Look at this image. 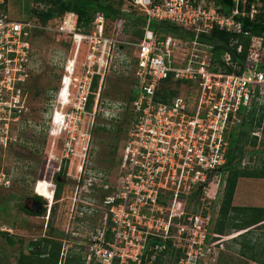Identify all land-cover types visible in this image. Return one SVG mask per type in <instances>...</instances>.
<instances>
[{
  "label": "built area",
  "instance_id": "1",
  "mask_svg": "<svg viewBox=\"0 0 264 264\" xmlns=\"http://www.w3.org/2000/svg\"><path fill=\"white\" fill-rule=\"evenodd\" d=\"M232 2L229 14L223 15L212 0L126 1L145 19L138 40L123 37L118 30L107 36L103 16L93 19L88 32L77 27L72 12L49 25L25 21L23 15L12 19L3 15L5 2L0 0L1 132L5 120L22 113L34 35L53 32L75 48L74 60L67 63L72 64L68 91L72 101L71 111L63 115L65 122L69 120L63 128L69 134V147L63 149L62 160L68 167L77 160L75 191L73 197H66L71 203L67 228L75 222L86 228L90 219L96 223L85 236L82 264H142L144 259L149 264L216 263L223 244L211 238L212 217L202 204L215 198L219 185L223 188L228 133L241 121L239 111L255 107L264 114L263 39L250 37L242 61L238 56L243 45L238 40L229 42L231 51L219 61L214 59L213 46L201 41L214 29L248 36L242 22L254 20L264 10L247 0ZM4 5L8 10V2ZM151 22L174 24L189 31L190 38L155 35ZM83 46L81 72L73 78L75 58ZM128 50H133L132 57ZM115 61L131 70L132 121L118 158L115 184L108 187L100 179L96 183L85 168L96 116V105L89 112L87 103L94 94V78L98 77L96 90H100ZM170 89L175 94L165 95ZM87 118L91 123L85 122ZM261 132L262 128H255L250 133L257 139L254 150L260 149ZM257 157L246 154L241 165L254 166ZM94 195L101 198L95 202ZM63 201V197L53 200L47 216L51 207Z\"/></svg>",
  "mask_w": 264,
  "mask_h": 264
},
{
  "label": "rangeland",
  "instance_id": "2",
  "mask_svg": "<svg viewBox=\"0 0 264 264\" xmlns=\"http://www.w3.org/2000/svg\"><path fill=\"white\" fill-rule=\"evenodd\" d=\"M22 6H24L22 0H8L9 16L12 19L20 18ZM128 6L125 2L123 9ZM105 26L107 36H113L115 32L112 31L111 24L106 22ZM74 49L68 39L53 32H38L34 35L33 53L29 63L31 72L23 92L25 99L22 113L17 118L5 120L1 125L3 132L0 130V264H15L21 250L27 253L26 244L47 235V223H51L63 234L60 264H65L66 260L73 257H79L83 262L85 236L96 227L93 219L88 220L86 228H79L76 222L70 224L68 228L66 226L67 208L71 205L67 203L69 200L66 197H73L75 191L76 182L73 178L77 160H72L69 167L67 166V173L71 176L65 175L61 178L59 198L63 197L65 201L51 207L48 216L46 208L43 217H41L43 214L40 215L41 218L32 217L35 213L32 211L30 201L34 196H38L34 192V186L38 181H46L54 187L55 182L49 180L51 166L59 162L61 156L65 155L63 149L67 150L69 147V134L64 131L69 125V120L66 119L62 133L54 137L51 136L53 130L51 118L56 111L64 116L71 111L72 98L70 105L63 108L59 106L57 94L61 87V79L66 75L65 67L68 62L74 60ZM85 52L84 46L79 49L75 58L73 78L80 75ZM128 52L127 55L132 57L133 50ZM132 87L131 70L122 68V65L115 61L109 71H106L101 89L96 90L92 96L89 112L96 105V116L90 129L85 168L89 170L96 183L100 179L108 187L115 184L118 158L131 127L129 98ZM88 119H85V122L91 123L92 120ZM77 150L80 151V147ZM79 151L74 150L76 153ZM67 156L72 158L69 153ZM261 158L257 157V161ZM101 194L100 192L99 195ZM220 197L221 185L215 198L202 204L208 208L213 224L219 209ZM100 198L96 195L95 202ZM44 202L49 205L46 199ZM233 205L264 207V180L240 179L236 186ZM21 208L28 213L22 212ZM213 224L210 230L212 239ZM3 233L13 236L15 241L22 240L23 243L9 246L5 237L1 235ZM244 235L252 244L264 246V224L250 229ZM241 237H237L233 230H228L220 238L223 250L219 252L215 264L252 263L247 261L250 259H242L239 255Z\"/></svg>",
  "mask_w": 264,
  "mask_h": 264
},
{
  "label": "trees",
  "instance_id": "3",
  "mask_svg": "<svg viewBox=\"0 0 264 264\" xmlns=\"http://www.w3.org/2000/svg\"><path fill=\"white\" fill-rule=\"evenodd\" d=\"M22 15L25 21H33L40 25L52 24L55 20H60L65 13L72 12L77 16V27L88 32L93 19L96 16H103L106 22L111 24L113 32L119 31L118 34L123 37L134 38L140 40L143 37V27L145 23L144 17L131 6L123 9L126 1L129 0H22ZM161 2V0H155ZM219 12L228 15L233 7L232 0H212ZM4 4L8 0H4ZM248 3H258L264 10V0H247ZM1 6L4 16H9V10L5 5ZM26 4V6H25ZM8 8V7H7ZM11 18V16H9ZM119 23V24H118ZM118 25L119 28H118ZM150 30L158 36L171 35L182 40L190 38V32L168 22H151ZM242 30L248 36H236L225 31L214 29L209 35L202 36L201 41L212 45L215 61H219L220 56L229 49L231 40H238L242 43L243 51L238 56L242 61L246 48L251 36L261 37L264 44V11H261L254 20H245L242 22ZM107 34V32H105ZM264 70V63L260 67ZM98 77H95L91 86V92L95 93L97 89ZM174 95L175 91L168 90L165 95ZM94 94L89 95L87 110H90ZM132 98H129V103ZM241 121L231 127L228 133V148L226 152V163L221 169L222 185L220 197V205L217 215L214 219L212 232L215 235L213 241H217L226 234V232L234 231L237 237L242 236L240 241L239 255L248 258L257 264H264V246L252 244L246 238L245 233L250 229L260 227L264 224V207H247L234 206L233 198L236 191L237 183L240 179H256L264 180V114L263 109L251 108L249 111L240 110ZM132 117L130 113V118ZM255 128H262V141L259 148L257 139L250 135ZM256 154L259 159L254 166H242L241 161L246 154ZM65 172H62L64 176ZM61 193V184L57 183L55 198ZM35 198H40L34 196ZM21 211L28 212L21 208ZM48 232L45 237L36 241H30L25 246L27 253L22 250L19 252L15 264H58L62 251L63 234L57 232L51 223H48ZM5 237L7 245L11 246L15 243L22 244V240L15 241L13 236L1 234ZM150 253H147L149 255ZM261 255V256H259ZM259 256V258H257ZM82 264L79 257L66 260L65 264ZM142 264H149L148 260ZM160 264V263H158Z\"/></svg>",
  "mask_w": 264,
  "mask_h": 264
},
{
  "label": "bare ground",
  "instance_id": "4",
  "mask_svg": "<svg viewBox=\"0 0 264 264\" xmlns=\"http://www.w3.org/2000/svg\"><path fill=\"white\" fill-rule=\"evenodd\" d=\"M72 64L69 63L66 69V75L64 82L62 83L61 90L57 96L58 103L63 107H67L70 104L69 100V87H70V75L72 71ZM60 89V88H59ZM52 133L51 136L57 137L59 136L63 131V126L65 124V118L63 117V114H61L59 111H56L52 115ZM34 192L39 197L46 199L47 203L49 205H46V208L48 209L50 205H52L53 199H52V191H51V185L46 181H38L34 186Z\"/></svg>",
  "mask_w": 264,
  "mask_h": 264
},
{
  "label": "flooded vegetation",
  "instance_id": "5",
  "mask_svg": "<svg viewBox=\"0 0 264 264\" xmlns=\"http://www.w3.org/2000/svg\"><path fill=\"white\" fill-rule=\"evenodd\" d=\"M51 168H52V172H51V176H49V180H50V182H53V181L55 182V183H53L54 184V187H52L53 185H51V191L53 189V191H54L53 192V200L56 201V200H58V199L55 198V191H56V188H57V183L61 184V178L64 177L65 175H67V165H66V162L62 160V156H61L59 162L57 164H55V165H52ZM62 172H65L64 173V176L62 175ZM61 187H62V185H61ZM30 201H31V204L35 208L40 209L39 213L33 214L32 217H35V218H41V217H43L44 214H45L44 213L45 212V209H46V204L44 202V199L43 198H35L34 197ZM34 201L39 202L40 205H38V204L36 205L34 203ZM49 213H51V209H50V212ZM41 214H43V215L40 217ZM48 221H49V219H47V222ZM46 225H48V223Z\"/></svg>",
  "mask_w": 264,
  "mask_h": 264
},
{
  "label": "water",
  "instance_id": "6",
  "mask_svg": "<svg viewBox=\"0 0 264 264\" xmlns=\"http://www.w3.org/2000/svg\"><path fill=\"white\" fill-rule=\"evenodd\" d=\"M34 203L37 205H40V203L39 202H37V201H34ZM34 204V205H35ZM40 208V207H39ZM32 211L34 212V213H39V211H40V209H38V208H35L33 205H32Z\"/></svg>",
  "mask_w": 264,
  "mask_h": 264
},
{
  "label": "crops",
  "instance_id": "7",
  "mask_svg": "<svg viewBox=\"0 0 264 264\" xmlns=\"http://www.w3.org/2000/svg\"><path fill=\"white\" fill-rule=\"evenodd\" d=\"M241 257V256H240ZM242 259H243V257H242ZM245 259V258H244ZM247 261H250V262H252V263H250V264H257V262H254V261H251V260H247Z\"/></svg>",
  "mask_w": 264,
  "mask_h": 264
},
{
  "label": "clouds",
  "instance_id": "8",
  "mask_svg": "<svg viewBox=\"0 0 264 264\" xmlns=\"http://www.w3.org/2000/svg\"><path fill=\"white\" fill-rule=\"evenodd\" d=\"M59 106H61L60 104H59ZM62 107V106H61ZM54 113H56V112H54ZM51 122H52V118H51ZM65 131V130H64ZM39 197V196H38ZM41 198V197H40Z\"/></svg>",
  "mask_w": 264,
  "mask_h": 264
}]
</instances>
